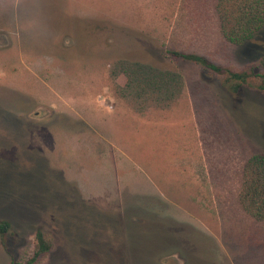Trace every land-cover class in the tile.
<instances>
[{
	"label": "rangeland",
	"instance_id": "374dc122",
	"mask_svg": "<svg viewBox=\"0 0 264 264\" xmlns=\"http://www.w3.org/2000/svg\"><path fill=\"white\" fill-rule=\"evenodd\" d=\"M214 0H0V264H264L239 206L264 153V90L166 57L257 61L219 35ZM181 73L166 107L121 96L118 60ZM259 70V69H258Z\"/></svg>",
	"mask_w": 264,
	"mask_h": 264
},
{
	"label": "trees",
	"instance_id": "16d2710c",
	"mask_svg": "<svg viewBox=\"0 0 264 264\" xmlns=\"http://www.w3.org/2000/svg\"><path fill=\"white\" fill-rule=\"evenodd\" d=\"M212 12L222 39L241 47L257 61L236 71L183 49L166 48L163 51L165 56L224 75L228 88L234 93H238L242 84L252 76L259 81L255 87L264 90V0H214ZM109 72L112 76L118 73L124 76L121 96L150 101L154 106H168L183 89V78L179 71L146 62L120 59L111 66ZM237 200L245 213L264 222V153H252L243 162ZM8 229L9 223L0 219V238ZM34 238L32 255L22 262L10 261V264H34L41 254L48 252L50 243L40 229H36Z\"/></svg>",
	"mask_w": 264,
	"mask_h": 264
}]
</instances>
